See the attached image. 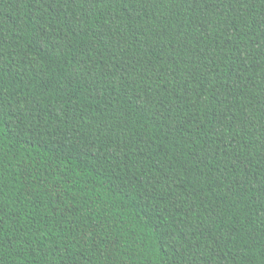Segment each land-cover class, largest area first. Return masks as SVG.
I'll use <instances>...</instances> for the list:
<instances>
[{
	"label": "trees",
	"instance_id": "trees-1",
	"mask_svg": "<svg viewBox=\"0 0 264 264\" xmlns=\"http://www.w3.org/2000/svg\"><path fill=\"white\" fill-rule=\"evenodd\" d=\"M0 264H264V0H0Z\"/></svg>",
	"mask_w": 264,
	"mask_h": 264
}]
</instances>
